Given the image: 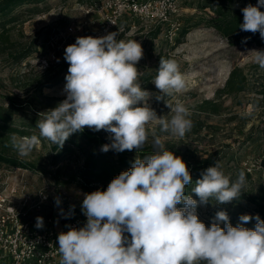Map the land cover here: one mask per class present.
I'll return each mask as SVG.
<instances>
[{
	"label": "clouds",
	"instance_id": "obj_1",
	"mask_svg": "<svg viewBox=\"0 0 264 264\" xmlns=\"http://www.w3.org/2000/svg\"><path fill=\"white\" fill-rule=\"evenodd\" d=\"M264 0L242 8L239 28L264 40ZM252 62L264 70V49H252ZM143 49L136 40L119 38L118 32L100 37H77L66 46L68 63L63 92L66 98L54 108L38 113L39 135L10 136L11 147L29 156L46 139L62 148L74 133L85 128L110 134L102 152L142 150L149 140L146 126L183 139L193 128L190 109L181 101L166 103L169 115H157L148 100L153 95L141 87L137 65ZM152 83L165 96L187 90L184 75L173 59L161 57ZM7 146V145H6ZM152 153L136 156L128 170L114 177L106 190L84 194L86 223L58 234L59 264H264V220L244 214L233 226L228 213L217 211L210 226L199 219L197 208L239 200L247 183L240 171L233 180L216 160L193 184L186 162L152 133ZM56 204L60 199L56 198ZM183 204V207H177ZM255 219L254 229L244 225ZM223 223V227H221ZM37 228L44 227L42 217ZM125 233L129 235L126 236Z\"/></svg>",
	"mask_w": 264,
	"mask_h": 264
},
{
	"label": "rangeland",
	"instance_id": "obj_2",
	"mask_svg": "<svg viewBox=\"0 0 264 264\" xmlns=\"http://www.w3.org/2000/svg\"><path fill=\"white\" fill-rule=\"evenodd\" d=\"M103 1H30L0 12L1 125L28 129L39 135L38 113L54 108L66 98L63 92L69 67L64 60L66 46L74 43L77 37H100L119 31L120 39L136 40L142 46L144 55L137 68L143 73L141 87L153 93L148 100L150 107L158 116L169 115L166 103L175 104L179 100L190 109L193 121L192 130L183 139L163 134L157 124L149 123L146 126L149 140L144 148H152V133L155 132L161 136L165 147L181 157L187 167L203 161L212 166L219 160L224 173L233 180L240 171L245 172L244 163L264 148V99L256 95L264 89V70L247 54L252 49H264L260 34L255 42L230 45L210 26V18L215 17L213 13L201 9L207 0H180L179 12L172 21L180 26L173 30L174 35H169V25H151L129 14H123L115 26L106 29L108 13L101 7ZM161 57L178 63L187 90L157 100L159 90L152 81ZM233 68L242 69L246 75L245 91L220 94L218 91L224 87ZM97 133L109 139L106 131ZM15 135L22 137L18 133ZM41 140V144L24 157L11 147L10 136L0 132V143L9 154L35 165V170H26L0 163V195L36 201L42 192L52 198L68 200L77 215H84L82 201L84 194L90 192L83 189L79 180L73 179L85 151L68 146L62 150L54 148L46 139ZM55 157L58 162L54 165ZM191 175L193 186L200 178ZM246 178L239 200L223 205L213 200L198 206L199 219L206 226L211 225L215 213L220 210L228 213L233 226L240 223L241 215L260 216L258 209L260 206L264 209V200L257 177L246 174ZM96 190L99 188L91 192ZM43 215V212H31L33 224L36 225V218H43ZM255 223L252 219L244 226L254 229Z\"/></svg>",
	"mask_w": 264,
	"mask_h": 264
},
{
	"label": "built area",
	"instance_id": "obj_3",
	"mask_svg": "<svg viewBox=\"0 0 264 264\" xmlns=\"http://www.w3.org/2000/svg\"><path fill=\"white\" fill-rule=\"evenodd\" d=\"M180 0H104L107 11L105 27L116 25L123 14L132 15L151 25H169V35L180 24L173 23L179 12ZM260 36V35H259ZM261 38V37H260ZM243 166L249 177H257V185L264 200V148ZM40 192L36 201L14 200L0 195V264H59L58 234L69 227H82L85 215H77L71 203ZM31 212H43L44 227L37 228L30 217Z\"/></svg>",
	"mask_w": 264,
	"mask_h": 264
},
{
	"label": "trees",
	"instance_id": "obj_4",
	"mask_svg": "<svg viewBox=\"0 0 264 264\" xmlns=\"http://www.w3.org/2000/svg\"><path fill=\"white\" fill-rule=\"evenodd\" d=\"M30 1L40 2L42 0H1L0 12H4L10 7L29 3ZM248 4L256 5L257 0H207V3L201 7L202 10L208 9L214 18H210V26L214 28L222 37L226 38L230 45H243L249 42H255L258 38V32L253 34L251 32L242 31L239 25L243 23L242 8ZM264 12V8L260 9ZM246 75L243 74L242 69L233 68L229 73V76L225 82L224 87L219 90L220 94H239L245 91ZM256 95L264 99V89L256 92ZM10 106H13L10 103ZM217 112V111H216ZM2 119V115H0ZM0 122V132L6 136L12 134H21L22 136H31L34 133H30L28 129H16L11 125L3 124ZM105 143H110V139L106 136H102L97 132H93L85 128L82 133H74L64 143L62 150L68 146L84 150V157L82 164L78 167L76 175L73 180H79L80 185L87 192H91L96 188L99 190H106L110 181L118 176L122 171L128 170L136 156L143 157L152 153V148H143L136 152L124 151L117 153L115 151L102 152L101 146ZM54 148L58 146L53 145ZM58 159L55 157L53 164H57ZM0 163L12 168H21L26 170H35V165L28 161H22L16 158L14 155L8 153V149L0 143ZM207 161L192 163L188 165L190 173L196 178H201V173L205 170L208 164ZM194 185L187 186L186 194L196 195L191 191ZM196 198V197H195ZM199 199V198H198ZM197 199V200H198ZM260 206L258 211L260 217L264 220V209Z\"/></svg>",
	"mask_w": 264,
	"mask_h": 264
}]
</instances>
